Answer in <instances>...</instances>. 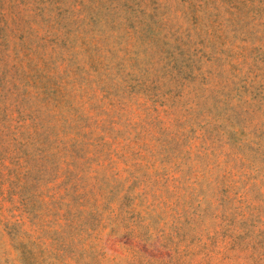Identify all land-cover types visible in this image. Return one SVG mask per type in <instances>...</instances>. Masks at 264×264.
<instances>
[{"label": "rangeland", "instance_id": "374dc122", "mask_svg": "<svg viewBox=\"0 0 264 264\" xmlns=\"http://www.w3.org/2000/svg\"><path fill=\"white\" fill-rule=\"evenodd\" d=\"M0 264H264V0H0Z\"/></svg>", "mask_w": 264, "mask_h": 264}]
</instances>
